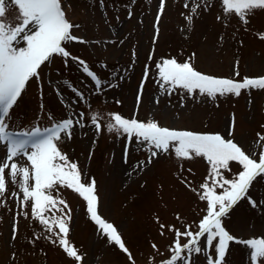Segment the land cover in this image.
<instances>
[{
	"label": "snow or ice",
	"instance_id": "obj_1",
	"mask_svg": "<svg viewBox=\"0 0 264 264\" xmlns=\"http://www.w3.org/2000/svg\"><path fill=\"white\" fill-rule=\"evenodd\" d=\"M99 3L104 4L105 0ZM66 7L67 0H0V206L7 208L9 197L15 200L11 240L15 241L20 232L21 217L30 219L35 229L29 237L33 245L45 241L62 250L70 264H84L86 253L72 238L75 214L62 194V189H71L82 199L95 235L121 251L126 264H228L231 242L246 248L247 264H264V228L244 237L226 225V217L240 205L264 215V191L255 190L257 184L264 186V119L249 132L243 119L238 123L235 111L223 131L206 125L195 128L162 123L151 111L143 118L139 116L150 80L156 85V94L151 97L154 106L165 98V107L178 105L183 110L209 102L219 107L221 97L244 94L251 106L253 92H264V74L241 76L239 59L229 75L208 72L196 66L195 51L182 59L179 57L183 49L177 54L157 56L155 41L166 8V0H158L153 45L136 85L133 111L124 114L109 110L99 98L106 95V89L119 88L120 81L131 79L127 73L135 67L136 51L132 50L131 61L120 72H105L109 68L107 61L90 59L72 50L76 42L92 41L82 31L83 26L69 18ZM213 7L217 8L216 20L225 27L236 19L247 30L250 16L256 10H264V0H183L185 11L181 15L186 20V36L195 18ZM131 9L129 5L128 17L133 16ZM258 37L264 39V30L258 31ZM219 39H224L223 34ZM57 58L64 69L76 68L83 84L96 95L95 106L89 94L75 83H69L72 95L66 97L57 81L55 91L68 111L60 115L51 110L45 112L44 78L46 70L51 73ZM97 62L99 69L94 67ZM56 71L60 73L61 69ZM33 81L38 86L39 111L31 120L17 124L14 109ZM113 101L123 103L115 97ZM179 116L177 112L176 117ZM42 119L47 123L42 124ZM89 125L94 130L89 157L106 130L112 138L122 141L125 164L130 152L139 153L127 169L129 178L163 157L174 166L177 180L194 194L195 214L191 218L179 210L173 214L174 221L154 214L157 232L165 243L161 246L156 239L150 240L152 251L146 261L137 259L123 229L102 214L95 176L89 177L79 160L64 148L77 128L87 135L83 129ZM197 160L205 162V172L194 180L189 174L196 172L191 165ZM185 164L189 165L187 169ZM40 251L45 249L41 247Z\"/></svg>",
	"mask_w": 264,
	"mask_h": 264
},
{
	"label": "rangeland",
	"instance_id": "obj_2",
	"mask_svg": "<svg viewBox=\"0 0 264 264\" xmlns=\"http://www.w3.org/2000/svg\"><path fill=\"white\" fill-rule=\"evenodd\" d=\"M129 5L133 16H127ZM158 8V0H67L66 12L70 19L79 22L82 31L92 43L76 42L73 51L79 52L90 59L99 58L107 61V71L120 72L128 66L132 59V50L136 51L135 67L127 73L131 79L120 81V87L106 89V95L99 98L100 103L107 105L109 110H119L124 114L133 111L136 85L139 82L143 64L152 49L153 23ZM183 0H166V8L159 22V37L155 41L157 56L161 54H177L183 49V55L196 52V66L202 70L229 75L236 59H239V72L243 74H264V39L258 37V31L264 30V10H256L250 16L248 29L245 30L233 19L228 27L216 20L217 8L202 11L195 18L194 26L185 35L186 20L182 12ZM119 17V19H117ZM142 18V19H141ZM80 30H78L79 32ZM223 34L224 39L220 40ZM100 40L101 43H95ZM240 40L244 43L240 44ZM94 67L99 69L97 62ZM56 68L61 72L57 73ZM51 81V83L49 82ZM57 81L66 97L72 95L69 83L85 90L93 101L97 97L83 84L75 67L64 69L62 61L57 58L51 73L44 78L45 112L51 110L57 115L68 111L62 106L59 95L55 91ZM156 94V85L150 80L146 84L143 102L139 116L143 118L149 111L158 117L162 123L175 124L223 131L230 114L235 111L238 123L243 119L245 127L251 132L258 121L264 119V92H253V103L247 102V94L240 97L225 99L221 97L219 107L211 104H198L189 109L165 107L166 99L162 98L160 105L154 106L151 97ZM113 97L122 100L116 104ZM176 105L175 97L171 98ZM40 96L35 81L29 86L19 100L14 112L15 123L31 120L39 111ZM180 116L177 118L176 113ZM46 124V120H41ZM82 135L77 128L72 140L64 144L66 151L74 159H78L81 168L97 180L98 192L101 198V211L123 229L126 241L132 246L137 259L146 261L151 253L149 241L156 239L161 246L165 239L157 232L154 214H159L166 221H174V212L179 210L190 218L195 214L194 194L187 190L173 175L175 170L170 162L161 157L155 164L149 166L138 176L129 178L127 169L139 157V153L130 152L128 163L122 159V141L114 139L105 130L95 144L92 155L91 141L94 130L86 126ZM113 152L115 156L113 157ZM189 167L185 164V169ZM191 167L196 169L189 174L194 180H199L205 172V162L195 161ZM257 191H264V186L257 184ZM62 194L70 202L75 214L72 238L81 250L86 253L84 264H126L125 256L116 248L110 247L105 240L98 238L85 215L82 199L71 189H62ZM16 210L15 200L9 197L8 207L0 206V264H70L62 250L45 241L33 245L29 241L35 230L33 221L21 217L20 232L15 241L10 238L12 213ZM226 225L234 234L247 237L253 230L257 233L264 228V215L253 212L246 205H240L226 217ZM45 249L44 252L40 248ZM15 252V256L12 253ZM228 264H247V250L238 243L231 242L227 256Z\"/></svg>",
	"mask_w": 264,
	"mask_h": 264
}]
</instances>
